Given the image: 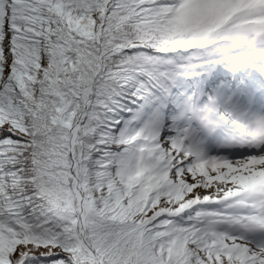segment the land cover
<instances>
[{"label": "snow or ice", "instance_id": "obj_1", "mask_svg": "<svg viewBox=\"0 0 264 264\" xmlns=\"http://www.w3.org/2000/svg\"><path fill=\"white\" fill-rule=\"evenodd\" d=\"M0 264H264V0H0Z\"/></svg>", "mask_w": 264, "mask_h": 264}]
</instances>
